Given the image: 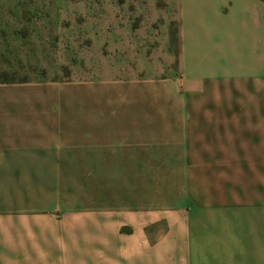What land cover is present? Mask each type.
I'll return each instance as SVG.
<instances>
[{
    "label": "crops",
    "instance_id": "1",
    "mask_svg": "<svg viewBox=\"0 0 264 264\" xmlns=\"http://www.w3.org/2000/svg\"><path fill=\"white\" fill-rule=\"evenodd\" d=\"M176 7L168 93L0 114V264H264V1Z\"/></svg>",
    "mask_w": 264,
    "mask_h": 264
},
{
    "label": "rangeland",
    "instance_id": "2",
    "mask_svg": "<svg viewBox=\"0 0 264 264\" xmlns=\"http://www.w3.org/2000/svg\"><path fill=\"white\" fill-rule=\"evenodd\" d=\"M177 12L176 0H0V83H20L0 88V114L23 125L50 104L55 115L75 114L98 85L149 75L163 85L151 97L168 93ZM148 61L149 74L133 73Z\"/></svg>",
    "mask_w": 264,
    "mask_h": 264
},
{
    "label": "trees",
    "instance_id": "3",
    "mask_svg": "<svg viewBox=\"0 0 264 264\" xmlns=\"http://www.w3.org/2000/svg\"><path fill=\"white\" fill-rule=\"evenodd\" d=\"M262 1H264V0H262Z\"/></svg>",
    "mask_w": 264,
    "mask_h": 264
}]
</instances>
